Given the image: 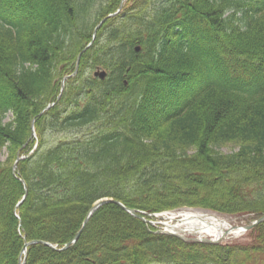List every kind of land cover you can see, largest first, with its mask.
<instances>
[{"label":"trees","instance_id":"1","mask_svg":"<svg viewBox=\"0 0 264 264\" xmlns=\"http://www.w3.org/2000/svg\"><path fill=\"white\" fill-rule=\"evenodd\" d=\"M119 3L0 0V264H19L31 240L55 247L28 245L24 264H264V220L231 242H191L113 203L63 249L103 197L264 214V0H127L57 101ZM52 130L80 134L48 144Z\"/></svg>","mask_w":264,"mask_h":264},{"label":"bare ground","instance_id":"2","mask_svg":"<svg viewBox=\"0 0 264 264\" xmlns=\"http://www.w3.org/2000/svg\"><path fill=\"white\" fill-rule=\"evenodd\" d=\"M165 219L180 218L175 224L177 229H185L189 232L208 235L211 237H229L239 234V229H233L224 219L214 214L202 213L200 211H183L179 214H163ZM167 222V223H169Z\"/></svg>","mask_w":264,"mask_h":264},{"label":"water","instance_id":"3","mask_svg":"<svg viewBox=\"0 0 264 264\" xmlns=\"http://www.w3.org/2000/svg\"><path fill=\"white\" fill-rule=\"evenodd\" d=\"M95 32H96V29L94 30L93 32V35H95ZM91 44V43H90ZM136 50L139 49V47H135ZM85 50V49H84ZM80 56H81V53L78 55L77 57V61H76V65H75V71L74 73L77 72V69H78V65H79V60H80ZM94 76H98L99 78L103 79L105 76H106V72L104 70H95L94 71ZM62 87H63V84H62ZM18 159H20V157H18ZM14 168H16V164L14 165ZM25 190H27V187L25 186ZM105 203H113V204H116L117 206L121 207L122 209H124L125 211H127L128 213H130L131 215L135 216V217H138L140 219H142L143 221H147V219L144 217V214L143 212L139 211L138 209H133V208H128L126 207L122 202H120L119 200H116V199H112V198H102L98 201H96L93 206L89 209L88 211V214L87 216L85 217L84 221H83V224H82V227L80 228V230L75 234L74 238L72 239V241L66 243L64 245V248H67L72 242L76 241L80 234H81V231L84 227V225L87 223L89 217L100 207L102 206L103 204ZM264 220V215L262 217H260L258 220H256L255 222L249 224V225H245L241 228H239V231L243 232V231H246L248 230L249 228H251L253 225H255L256 223H258L259 221H262ZM233 228H238V227H233ZM158 233H166V234H174L184 240H191V241H202V242H209V243H215V242H219V238H208V237H202V236H197V237H186L183 233V230L179 231V232H171V231H166V230H162V229H159L157 230ZM37 242H41V243H44L48 246H51L53 247L50 243L48 242H45V241H39V240H32V241H29V242H25L23 248H22V251H21V254H24L26 253V248L28 245L30 244H34V243H37ZM21 256V255H20ZM19 264H24V260L22 262H20Z\"/></svg>","mask_w":264,"mask_h":264},{"label":"rangeland","instance_id":"4","mask_svg":"<svg viewBox=\"0 0 264 264\" xmlns=\"http://www.w3.org/2000/svg\"><path fill=\"white\" fill-rule=\"evenodd\" d=\"M94 11L96 10V8H94L93 9ZM95 69V68H94ZM94 69H91V70H89L88 71V74H92V71L94 70ZM96 69H98V70H100L101 69V67H97ZM12 117V115H11V113H8L7 114V116H6V118H5V121L6 120H9L10 118ZM53 131V130H52ZM75 132H77V131H74V130H72V131H64V132H58V131H53L52 133H49V135L47 136V140H48V144H51L54 140L56 141V140H59L61 137H64V136H67V135H75V134H80V131L79 132H77V133H75ZM234 150H236V148H234L230 143L229 144H227V145H225V146H223V147H221L220 148V151L221 152H223V153H230V152H232V151H234ZM4 158H5V149H3L1 152H0V161H2V160H4ZM177 211H179V210H176V211H170V213H176ZM206 212H208V213H212V212H209V211H206ZM214 214H216V216L218 217V218H221V219H224V220H226L230 225H232V226H235V225H237V226H241V225H243L244 223V219L246 218V215H240V216H228V215H221V214H217V213H214ZM167 221V220H165V219H163V218H157L155 221ZM172 222V224H176L177 223V221L176 220H173V221H171ZM240 236H242V235H239V236H233V237H228L227 235H225L223 238H222V241L223 242H228V241H233L234 239H236V238H238V237H240Z\"/></svg>","mask_w":264,"mask_h":264}]
</instances>
